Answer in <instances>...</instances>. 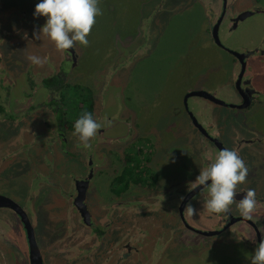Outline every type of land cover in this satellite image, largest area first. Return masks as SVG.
Instances as JSON below:
<instances>
[{
	"label": "flooded vegetation",
	"instance_id": "obj_1",
	"mask_svg": "<svg viewBox=\"0 0 264 264\" xmlns=\"http://www.w3.org/2000/svg\"><path fill=\"white\" fill-rule=\"evenodd\" d=\"M20 6L0 1V264H251L264 229V0H140L137 34L116 29L110 59L78 77V43L59 51L35 40L46 18L10 10ZM190 10L203 22L180 28L188 45L211 41L231 68L220 82L186 88L191 128L171 147L140 124L145 99L129 102L126 72L156 48L165 20ZM29 54L48 62L33 65ZM215 105L232 118L220 119ZM85 112L110 121L91 149L74 135ZM224 148L249 172L230 211L214 214L203 208L206 190L190 182ZM248 189L258 201L252 220L237 208ZM189 202L195 215L184 214Z\"/></svg>",
	"mask_w": 264,
	"mask_h": 264
},
{
	"label": "rangeland",
	"instance_id": "obj_2",
	"mask_svg": "<svg viewBox=\"0 0 264 264\" xmlns=\"http://www.w3.org/2000/svg\"><path fill=\"white\" fill-rule=\"evenodd\" d=\"M2 1V0H0ZM14 4L26 5L25 7H15L10 10L20 9L29 13L35 12L36 4L40 0H11ZM115 11L111 8H104V0H100L99 7L103 15L96 17L87 39L89 46L85 47L78 43L82 51L80 71L76 77L92 72L95 67H99L107 59H110V47H113V37L116 29L125 31L124 38H132L137 34L138 22L134 20V12L138 9L140 0H112ZM10 3V2H6ZM8 7V5H7ZM10 7V6H9ZM127 14V15H126ZM114 21L109 29L107 22L110 18ZM203 22L201 13L194 10L185 11L182 14L173 15L164 22V29L160 37L161 40L154 50L148 54L134 60L127 68L126 75H129L128 85L125 93L132 106H137L139 99L144 98L140 124L151 133L159 135L166 144L171 147L180 145L185 139L191 125L187 122L185 110L182 108V100L186 88L199 87L200 83L213 84L220 82L224 75L230 73L229 56L221 48L216 47L211 41L203 46H193V42L184 39L180 28L186 22ZM219 51V54H218ZM7 62L14 68L19 66V62L7 52ZM109 61V60H108ZM221 61L224 65L222 73ZM131 65V67H130ZM94 73V72H93ZM92 73V74H93ZM184 103V102H183ZM220 119H231L233 111L221 105H215ZM261 122L264 123V114ZM159 151L161 161L166 159ZM170 162V161H168ZM172 165L176 162L172 160Z\"/></svg>",
	"mask_w": 264,
	"mask_h": 264
},
{
	"label": "clouds",
	"instance_id": "obj_3",
	"mask_svg": "<svg viewBox=\"0 0 264 264\" xmlns=\"http://www.w3.org/2000/svg\"><path fill=\"white\" fill-rule=\"evenodd\" d=\"M99 3L100 0H40L36 4L34 16L45 17L46 23L42 27L34 28V39L42 40L47 37L59 51L72 49L77 42L85 47L89 46L87 37L96 23V17L103 15ZM24 38H28L27 33ZM26 58L39 67L48 62L46 56L29 54ZM106 124H110V121L100 123L91 112H85L75 122L74 135L78 136L85 149H91V139ZM248 172L240 154L234 149L224 148L206 168H201L196 180L190 182V187L203 186V190H206L207 195L203 199L204 210L214 214L227 213L235 202L237 186L246 182ZM256 196L255 189H248L237 204L240 215L247 220L253 218L258 203ZM181 199L183 200V197ZM184 214H196L191 202L185 206ZM260 231L262 238L251 257V264H264V229Z\"/></svg>",
	"mask_w": 264,
	"mask_h": 264
},
{
	"label": "water",
	"instance_id": "obj_4",
	"mask_svg": "<svg viewBox=\"0 0 264 264\" xmlns=\"http://www.w3.org/2000/svg\"><path fill=\"white\" fill-rule=\"evenodd\" d=\"M192 92H195V91H191L190 93H192ZM5 200H8L9 202H11L12 204L15 205V202L12 201L11 199L5 198ZM4 202H6V201H4V200H3V197H1V195H0V204H2V203H4ZM38 256H39V255H38Z\"/></svg>",
	"mask_w": 264,
	"mask_h": 264
}]
</instances>
